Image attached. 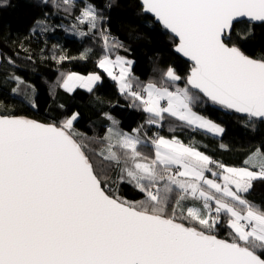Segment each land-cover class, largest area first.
<instances>
[{
  "label": "snow or ice",
  "instance_id": "6c2138e0",
  "mask_svg": "<svg viewBox=\"0 0 264 264\" xmlns=\"http://www.w3.org/2000/svg\"><path fill=\"white\" fill-rule=\"evenodd\" d=\"M42 3L60 6L55 0ZM63 4L68 11L77 0ZM142 5L177 38L175 51L192 62L189 73L154 68L158 78L141 81L133 72L135 61L119 54L127 49L106 27L104 8L85 0L75 19L88 31L78 34L98 36L97 67L129 107L147 118L126 132L104 113L110 121L106 133L87 137L75 128L79 113L58 123L0 115V264H264V205L248 199L254 183L264 181L260 148L244 166H228L201 151L195 139L185 143L178 135L150 136L146 130L167 123L170 133L186 129L221 137L224 127L196 110L206 101L264 123V58L247 55L233 41L241 19L264 24V0H142ZM6 6L7 0L0 3ZM48 31L54 29L45 20L31 29ZM251 35L249 28L239 39ZM91 54L93 49H85L80 58ZM0 59L15 64L11 57ZM66 59L61 55L58 62ZM61 75L60 87L68 92L80 87L91 93L102 83L98 73ZM10 79L17 82L11 91L20 95L26 81ZM108 168L116 169L115 180ZM122 183L133 185L143 199L122 197ZM220 228L228 230V238L219 237Z\"/></svg>",
  "mask_w": 264,
  "mask_h": 264
},
{
  "label": "trees",
  "instance_id": "16d2710c",
  "mask_svg": "<svg viewBox=\"0 0 264 264\" xmlns=\"http://www.w3.org/2000/svg\"><path fill=\"white\" fill-rule=\"evenodd\" d=\"M3 2L0 0V3ZM84 2L77 0V6L68 11H65L68 6L63 4V0H55L59 7H53L51 3L46 6L42 0H7V6L0 7V55L15 61L14 65H10L6 59L0 61L1 115L58 123L73 113H79L75 128L87 137H100L106 133L110 121L105 119L104 113L118 120L119 127L126 132L144 124L147 114L129 107V102L118 92L116 83L97 67L101 55L98 36L82 37L78 34L79 31H88L86 24L80 25L75 19ZM108 2L112 4L111 8H105ZM95 3L99 8H104L108 18L106 27L111 34L126 46L127 51L121 49L119 54L135 61L133 72L141 81L157 79L159 73L153 69L166 70L168 66L174 67L182 77L187 76L191 63L175 52L178 40L143 11L140 0H95ZM37 20H45L54 31L32 33ZM249 28L252 35L247 40H240L239 34L247 33ZM233 41L247 55L264 58V24H249L246 20L235 23ZM21 45L27 49V53ZM89 48L93 49V54L86 60L81 59V53ZM61 55L68 59L58 62ZM28 56H31V60ZM53 56L57 59H53ZM97 71L102 73V83H97L91 93L80 87L73 92L60 87L63 80L61 74ZM13 75L26 81V85H21L20 95L11 91L17 86V82L10 79ZM29 86H34V91ZM196 110L221 124L225 129L224 134L212 137L186 129L170 133L165 123L162 128L146 126L148 135L159 131L168 137L178 135L185 143L195 139L201 151L228 166H244V160L257 148L264 153V123L211 101L198 104ZM221 144L227 148H221ZM90 146L97 148L96 145ZM142 150L153 155L150 148ZM92 158L99 159L95 156ZM252 165L255 163L252 162ZM107 175L115 180L116 169L108 168ZM119 194L129 201L143 199L142 194L127 183L119 185ZM248 199L264 205V181L254 183ZM217 234L220 238H228L226 228H220Z\"/></svg>",
  "mask_w": 264,
  "mask_h": 264
},
{
  "label": "water",
  "instance_id": "95a60500",
  "mask_svg": "<svg viewBox=\"0 0 264 264\" xmlns=\"http://www.w3.org/2000/svg\"><path fill=\"white\" fill-rule=\"evenodd\" d=\"M141 1V4H142V0H140ZM143 6V5H142ZM145 12V11H144ZM145 13H147V12H145ZM147 14H149V15H151L154 19H155V17H154V15L153 14H151V13H147ZM244 20H246L247 21V19H241L239 22H241V21H244ZM155 21L157 22V23H159L156 19H155ZM160 24V23H159ZM252 24H255V23H252ZM161 25V24H160ZM162 26V25H161ZM163 27V26H162ZM164 28V27H163ZM167 30V29H166ZM168 31V30H167ZM168 32H170V31H168ZM170 34L171 35H173L171 32H170ZM174 36V35H173ZM175 37V36H174ZM176 38V37H175ZM177 39V38H176ZM174 50H175V48H174ZM176 52V51H175ZM177 54H179L180 56H182L184 59H186L188 62H190V63H192L188 58H186V57H184L182 54H180V53H178V52H176ZM252 57V56H251ZM258 59V58H257ZM1 115V114H0ZM243 115H245V116H247L246 114H243ZM37 121H39V122H42V123H49V122H43V121H40V120H37ZM223 239V238H222Z\"/></svg>",
  "mask_w": 264,
  "mask_h": 264
},
{
  "label": "rangeland",
  "instance_id": "374dc122",
  "mask_svg": "<svg viewBox=\"0 0 264 264\" xmlns=\"http://www.w3.org/2000/svg\"><path fill=\"white\" fill-rule=\"evenodd\" d=\"M1 56V55H0ZM130 59V58H129ZM131 60H133V59H131ZM0 61H1V59H0ZM134 61V60H133ZM102 70V69H101ZM103 71V70H102ZM76 73H79V74H81V75H84V76H87L88 74H83V73H80V72H76ZM92 73H98L101 77H102V73L100 72V71H97V72H92ZM90 74V73H89ZM85 89V88H84Z\"/></svg>",
  "mask_w": 264,
  "mask_h": 264
},
{
  "label": "crops",
  "instance_id": "0c3cea01",
  "mask_svg": "<svg viewBox=\"0 0 264 264\" xmlns=\"http://www.w3.org/2000/svg\"><path fill=\"white\" fill-rule=\"evenodd\" d=\"M252 162H254V163L256 164L257 160H256V159H254ZM240 167H241V166H240Z\"/></svg>",
  "mask_w": 264,
  "mask_h": 264
}]
</instances>
